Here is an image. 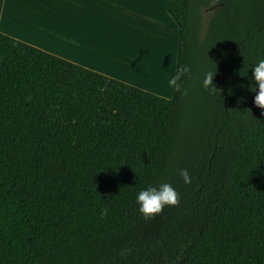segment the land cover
Here are the masks:
<instances>
[{"label":"trees","instance_id":"16d2710c","mask_svg":"<svg viewBox=\"0 0 264 264\" xmlns=\"http://www.w3.org/2000/svg\"><path fill=\"white\" fill-rule=\"evenodd\" d=\"M210 1L166 2L170 98L0 32V264H264V0H219L203 28ZM160 182L180 202L145 220L135 194Z\"/></svg>","mask_w":264,"mask_h":264},{"label":"crops","instance_id":"0c3cea01","mask_svg":"<svg viewBox=\"0 0 264 264\" xmlns=\"http://www.w3.org/2000/svg\"><path fill=\"white\" fill-rule=\"evenodd\" d=\"M166 2L0 0V32L143 90L153 85L167 98L160 63L173 50L175 65L178 27Z\"/></svg>","mask_w":264,"mask_h":264},{"label":"clouds","instance_id":"9594fccd","mask_svg":"<svg viewBox=\"0 0 264 264\" xmlns=\"http://www.w3.org/2000/svg\"><path fill=\"white\" fill-rule=\"evenodd\" d=\"M252 75L250 81L255 83L249 84V90L255 91L254 104L261 109H264V59L256 62L252 67ZM184 71H188L187 68ZM247 74V70L245 74ZM212 76L206 75L203 80V87L208 88L212 84ZM179 77H173L170 84H175ZM179 176L184 184H190L192 177L187 168L179 169ZM135 202L138 206L139 213L142 214L145 220L154 218L160 214L165 207L176 206L180 202V194L175 187L169 182H160L155 185H147L141 188L135 194ZM108 208L103 207L100 209V216L108 215Z\"/></svg>","mask_w":264,"mask_h":264},{"label":"rangeland","instance_id":"374dc122","mask_svg":"<svg viewBox=\"0 0 264 264\" xmlns=\"http://www.w3.org/2000/svg\"><path fill=\"white\" fill-rule=\"evenodd\" d=\"M218 2H219V0H211L206 6L201 8L200 15H201V22H202L203 28L206 27L212 13L218 7ZM163 53H164V51H163ZM175 53H177V52H175ZM163 55H165V54H163ZM164 59H166L167 62H165ZM174 59H175V65L173 63V50H172V53L169 51H166V55L164 58H162L161 63H160L162 75H163L162 78H163V80H165L166 88L169 87V83H170V77H169L170 74L169 73H170L171 69H173L172 71H173V76H174L175 67H176V54H174ZM172 87H173V84H171V88H170L171 93L169 92L170 94L167 96V98H170L172 95ZM150 88L152 89V91H150V92L158 91V87H154L153 85ZM159 91H162V93H164L162 88ZM157 93L160 96H163V97L165 96V95H161L159 92H157ZM197 102L199 103V100L195 99L194 93L190 91V96H189V100H188V106H190L189 108H192V104H195ZM194 120H195V113L189 109V115L187 117L188 124L190 125Z\"/></svg>","mask_w":264,"mask_h":264}]
</instances>
